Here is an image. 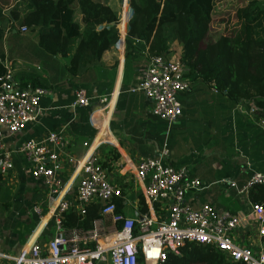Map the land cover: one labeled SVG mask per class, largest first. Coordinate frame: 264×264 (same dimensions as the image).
I'll return each mask as SVG.
<instances>
[{
    "label": "crops",
    "instance_id": "1",
    "mask_svg": "<svg viewBox=\"0 0 264 264\" xmlns=\"http://www.w3.org/2000/svg\"><path fill=\"white\" fill-rule=\"evenodd\" d=\"M93 1L115 5L121 10L120 40L104 53L98 64L83 69L77 80L67 73L68 61L50 59L41 51L33 33H22V28L7 22L2 24L6 29L5 68L13 71L20 87H40L47 95L41 100L36 120L23 131L9 135L5 127L1 128L5 147L12 153L14 162L13 172L2 183L13 200V208L6 218L0 219L1 253L17 255L37 231L41 243H48L55 236L52 211L56 196L42 180L34 178L30 164L19 153L25 142L42 140L50 131L64 132L68 152L74 159L81 161L87 155H94L101 164L109 161L107 171L116 185L120 179L126 181V175L121 173L126 158L133 169L140 161L159 158L164 150H169L173 167L208 186L200 194H188L187 202L194 209L211 205L218 213L247 212L251 202L246 190L248 182L255 173L264 174V117L255 119L258 109L253 104L232 108L213 83L197 79L189 82V88L179 96L183 113L177 122L168 124L156 118L152 115L151 100L144 93H133L151 57L146 51H136L126 61L125 40L132 16L129 0ZM217 1L212 33L226 35L237 22L236 8L246 2L238 1V5L227 8L225 4L232 0ZM7 14L11 16V12ZM172 49L180 58L178 45ZM32 75L37 76L36 82ZM79 90L87 94L89 106L75 105ZM104 98L107 103L101 104ZM91 144L93 147L89 149ZM113 149L120 155L119 162L110 163L109 151ZM74 171L67 166L59 178L65 189L64 199L72 206L70 212L82 215L83 207L76 199L78 181L72 179ZM125 207V214L131 216L132 209ZM36 208L42 210V219ZM31 225L35 227L31 234L21 229L25 239L22 243L17 230L19 226ZM245 238L246 244L264 249V242L256 232ZM0 264L7 263L0 261Z\"/></svg>",
    "mask_w": 264,
    "mask_h": 264
},
{
    "label": "built area",
    "instance_id": "2",
    "mask_svg": "<svg viewBox=\"0 0 264 264\" xmlns=\"http://www.w3.org/2000/svg\"><path fill=\"white\" fill-rule=\"evenodd\" d=\"M21 30L28 32L27 28ZM5 70L0 78V174L4 179L13 172L14 162L12 153L5 147L1 128L5 127L9 135L23 131L36 120L41 100L47 95L40 87H20L13 71ZM188 88L180 60L151 57L133 93H144L153 104L152 115L174 124L183 113L179 96ZM100 102L105 104L107 99ZM75 105L89 106L84 90L76 93ZM98 138L93 142L94 147ZM104 143L107 141L98 147ZM92 147L91 144L89 149ZM19 153L30 164L34 178L42 180L56 196L52 211L55 236L48 243H41L37 231L17 255L0 252V261L7 264H166L169 253L180 255L187 243H195L217 248L232 263L264 264V249L254 248L245 240L254 231L264 242V208L250 202L247 212L236 214L218 213L211 205L194 209L187 202L188 194H200L208 186L173 167L169 150H164L159 158L140 161L133 169L130 159L126 158L121 167L126 182L133 181L135 192L143 198L148 208L145 214L140 212L139 199L132 201L131 193L124 195L94 155H87L81 161L70 155L62 130L50 131L42 140L25 142ZM67 166L75 170L72 179L78 181L76 199L83 207L81 214L90 202L103 204L102 217L89 232L66 233L62 228L61 215L72 211L71 204L64 199L65 189L59 178ZM255 185L264 187V174L255 173L246 190ZM118 199L130 206L131 216L117 213L115 201ZM36 212L42 219V210L36 208Z\"/></svg>",
    "mask_w": 264,
    "mask_h": 264
},
{
    "label": "trees",
    "instance_id": "3",
    "mask_svg": "<svg viewBox=\"0 0 264 264\" xmlns=\"http://www.w3.org/2000/svg\"><path fill=\"white\" fill-rule=\"evenodd\" d=\"M245 1L236 8V24L224 35L212 33L217 0H129L132 16L125 40L126 61L136 51L171 60L176 55L172 47L177 44L188 82L201 79L213 83L232 108L253 104L258 109L255 119L261 120L264 117V0ZM120 13L115 5L93 0H0V78L6 72L4 22L27 28L50 59L68 61L67 73L77 80L83 69L98 64L104 53L119 42ZM32 78L36 82L37 76ZM109 153L110 163L119 162L120 155L115 149ZM107 162L102 164L105 170L110 165ZM3 180L0 174V219L6 218L13 208ZM117 186L124 195L131 193L130 200L138 198L140 212L147 213L148 208L135 192L133 181L120 179ZM249 199L264 208V187L252 186ZM115 203L117 213H125L124 201L118 199ZM102 208L101 202H90L85 205L83 215L63 213V230L66 233L93 230L94 223L102 217ZM34 228L19 226L17 233L22 243L25 239L21 229L31 234ZM166 264L241 263L228 261L213 246L187 243L180 255L169 253Z\"/></svg>",
    "mask_w": 264,
    "mask_h": 264
},
{
    "label": "rangeland",
    "instance_id": "4",
    "mask_svg": "<svg viewBox=\"0 0 264 264\" xmlns=\"http://www.w3.org/2000/svg\"><path fill=\"white\" fill-rule=\"evenodd\" d=\"M223 1H225V0H220L219 1V3H221V2H223ZM238 1L240 2V1H242V0H232V1H230V3L229 4H225V6H227V8L228 7H231V6H236V5H238ZM246 2V1H245ZM226 8V9H227ZM232 9V8H231ZM216 15H218V14H216ZM215 16V15H214ZM176 58H172V60H176V61H178V60H180V58H179V56H175Z\"/></svg>",
    "mask_w": 264,
    "mask_h": 264
}]
</instances>
